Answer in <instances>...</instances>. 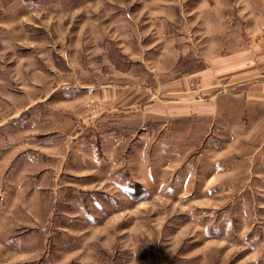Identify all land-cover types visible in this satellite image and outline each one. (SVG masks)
Instances as JSON below:
<instances>
[{"label": "rangeland", "instance_id": "1", "mask_svg": "<svg viewBox=\"0 0 264 264\" xmlns=\"http://www.w3.org/2000/svg\"><path fill=\"white\" fill-rule=\"evenodd\" d=\"M263 50L264 0H0V264H264Z\"/></svg>", "mask_w": 264, "mask_h": 264}, {"label": "crops", "instance_id": "2", "mask_svg": "<svg viewBox=\"0 0 264 264\" xmlns=\"http://www.w3.org/2000/svg\"><path fill=\"white\" fill-rule=\"evenodd\" d=\"M228 84L230 86L229 92L234 93V98L241 105L240 111L232 108L227 109L232 114L231 116L239 114L237 117H240V121L235 127L249 128L252 124H256L257 127L264 128V50L259 55L256 67L251 73L243 72L240 75H235ZM90 92L92 93L93 90ZM94 92L96 95H103L105 93L104 90H96ZM133 106H135L134 102L131 104L115 105V108L113 107L115 109L113 114L116 115L117 112H120L119 109L121 107L129 109ZM103 120H101L102 123L105 122ZM114 135L108 134L106 140H112L110 138H113Z\"/></svg>", "mask_w": 264, "mask_h": 264}]
</instances>
